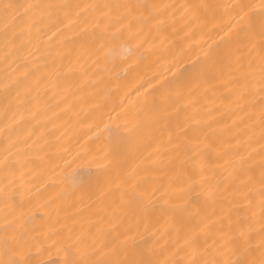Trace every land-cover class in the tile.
Returning a JSON list of instances; mask_svg holds the SVG:
<instances>
[{
	"label": "bare ground",
	"instance_id": "6f19581e",
	"mask_svg": "<svg viewBox=\"0 0 264 264\" xmlns=\"http://www.w3.org/2000/svg\"><path fill=\"white\" fill-rule=\"evenodd\" d=\"M240 2L0 0V225L27 237L18 258L260 264L264 38ZM243 2L258 21L264 0Z\"/></svg>",
	"mask_w": 264,
	"mask_h": 264
},
{
	"label": "snow or ice",
	"instance_id": "6c2138e0",
	"mask_svg": "<svg viewBox=\"0 0 264 264\" xmlns=\"http://www.w3.org/2000/svg\"><path fill=\"white\" fill-rule=\"evenodd\" d=\"M5 8H13L14 6L11 4L4 5ZM96 7V6H93ZM105 7H108L107 5ZM233 11V15L235 19L238 21L240 30L245 32L246 34L254 33L257 24L259 26L260 35L264 38V5L261 6L260 14L258 21L253 18L252 9L253 5L243 2L241 0L240 3L233 4L230 6ZM121 46L123 47L126 44V41H120ZM123 50L125 52L131 53V49L124 47ZM113 67H116L115 60L112 61ZM118 75V73H117ZM6 128H10V125H6ZM99 127V125H97ZM106 131L109 132L110 136L114 134V140L116 143H119L122 133L119 131H115L105 125ZM131 129H129V132ZM4 129H0V133H3ZM6 168L10 167L11 161L8 157H5L3 161H0ZM78 185H72L67 188V191L74 192ZM260 212H261V246L264 247V177L261 178V189H260ZM249 206L253 205V201L249 200ZM245 237V231L243 227L238 229V238L230 239L227 241L229 244H234V254H244V245L247 243L246 240L241 243V240ZM28 245L27 237L22 233L19 232L18 229L11 223L6 220L3 225H0V252L8 254V259H0V264H29V262L24 258H18V253L22 251ZM70 255L74 256L75 252L70 251ZM264 256V253H262ZM68 264H80V261H73L70 259ZM227 264H249V261L246 259H237V260H229ZM260 264H264V259L260 261Z\"/></svg>",
	"mask_w": 264,
	"mask_h": 264
}]
</instances>
